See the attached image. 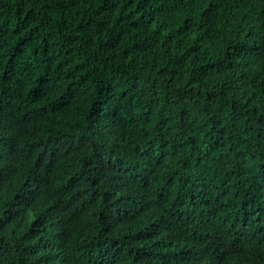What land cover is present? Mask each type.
Instances as JSON below:
<instances>
[{"label": "trees", "instance_id": "obj_1", "mask_svg": "<svg viewBox=\"0 0 264 264\" xmlns=\"http://www.w3.org/2000/svg\"><path fill=\"white\" fill-rule=\"evenodd\" d=\"M0 264H264V0H0Z\"/></svg>", "mask_w": 264, "mask_h": 264}]
</instances>
